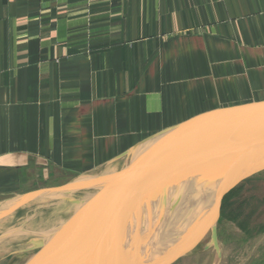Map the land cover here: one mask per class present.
<instances>
[{
  "label": "crops",
  "instance_id": "1",
  "mask_svg": "<svg viewBox=\"0 0 264 264\" xmlns=\"http://www.w3.org/2000/svg\"><path fill=\"white\" fill-rule=\"evenodd\" d=\"M259 100L264 0H0V200Z\"/></svg>",
  "mask_w": 264,
  "mask_h": 264
},
{
  "label": "water",
  "instance_id": "2",
  "mask_svg": "<svg viewBox=\"0 0 264 264\" xmlns=\"http://www.w3.org/2000/svg\"><path fill=\"white\" fill-rule=\"evenodd\" d=\"M261 172L264 100L214 108L152 133L92 172L0 200V221L31 211L0 239L23 236L35 217L60 218L70 226L51 237L63 247L61 264H173L209 249L220 256L226 197ZM68 199L94 207L74 215L45 209Z\"/></svg>",
  "mask_w": 264,
  "mask_h": 264
},
{
  "label": "rangeland",
  "instance_id": "3",
  "mask_svg": "<svg viewBox=\"0 0 264 264\" xmlns=\"http://www.w3.org/2000/svg\"><path fill=\"white\" fill-rule=\"evenodd\" d=\"M68 175L58 171L54 172L51 174L54 178L51 179V177V181H47L46 184H55L65 180L69 177ZM73 177L74 175L71 176V178ZM42 183L44 182H40V186ZM226 208L231 213H229V217L222 214L218 226L220 256L209 249L182 257L173 264H264V172L241 182L228 199ZM45 209L49 210L50 208ZM60 209L65 210L64 207ZM21 213L23 212L18 214ZM24 219L25 217L22 219L18 215L1 219L0 236L5 229L7 231L13 226H22ZM32 223L33 228L39 225L36 221ZM2 242L3 240L0 239V253L6 249L5 245L7 244ZM27 259V254L23 256V254H14L9 251L0 258V264H26Z\"/></svg>",
  "mask_w": 264,
  "mask_h": 264
},
{
  "label": "bare ground",
  "instance_id": "4",
  "mask_svg": "<svg viewBox=\"0 0 264 264\" xmlns=\"http://www.w3.org/2000/svg\"><path fill=\"white\" fill-rule=\"evenodd\" d=\"M81 196H79L80 198ZM84 198V197H82ZM64 201L62 204H57L54 206H50L49 210L53 209H59V207H64L66 209V212L71 214H78V213H84L85 211H90L94 207L93 203L89 204L87 203H79L76 204L78 200L73 201ZM27 214L18 215L19 218H24ZM35 221L37 222L36 227L32 228L30 231L26 232L23 236L17 238L14 241H5L7 243L5 245L6 249L0 253V258L4 256V253L7 252H13L14 254H27L28 259L27 263L31 262L32 264H44V263H51L55 264H61L63 259V253H61L62 248H59L56 245H53L51 243V237L52 235L56 234V237H63V233H65V228H70L69 224L64 222L65 220H62L60 218L52 219V220H46L42 221L40 217H35ZM47 243V246H44V244ZM52 244V246L49 244ZM8 245V246H7ZM38 246V247H37ZM32 252H35L34 254ZM45 256V259L44 257ZM43 258V260H40V258ZM49 258V259H48ZM43 261V263L41 262Z\"/></svg>",
  "mask_w": 264,
  "mask_h": 264
},
{
  "label": "trees",
  "instance_id": "5",
  "mask_svg": "<svg viewBox=\"0 0 264 264\" xmlns=\"http://www.w3.org/2000/svg\"><path fill=\"white\" fill-rule=\"evenodd\" d=\"M238 186H239V185H238ZM238 186H236L235 188H233V189L229 192V194H228L227 197H226L227 200H225V201H228V199H229L230 196L235 192V190L238 188ZM229 213H231V212H228V209H227L226 211L223 210V214L226 215V217H229Z\"/></svg>",
  "mask_w": 264,
  "mask_h": 264
}]
</instances>
